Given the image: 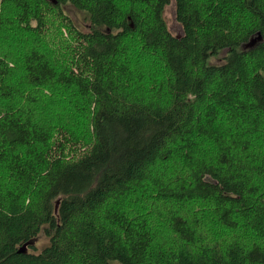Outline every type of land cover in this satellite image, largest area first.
Instances as JSON below:
<instances>
[{"label":"trees","instance_id":"trees-1","mask_svg":"<svg viewBox=\"0 0 264 264\" xmlns=\"http://www.w3.org/2000/svg\"><path fill=\"white\" fill-rule=\"evenodd\" d=\"M167 4L0 0V264H264V0Z\"/></svg>","mask_w":264,"mask_h":264},{"label":"rangeland","instance_id":"rangeland-1","mask_svg":"<svg viewBox=\"0 0 264 264\" xmlns=\"http://www.w3.org/2000/svg\"><path fill=\"white\" fill-rule=\"evenodd\" d=\"M163 15H164L165 21H166L170 31L173 32L174 34H179L181 31V28L175 19L173 0H169V4H167V6L165 7ZM259 38L260 37H259L258 33L253 34L250 37V39L248 40V42L243 44V47H247V46H250V45L256 43V41ZM112 264H120V263H118L117 261H113Z\"/></svg>","mask_w":264,"mask_h":264},{"label":"water","instance_id":"water-1","mask_svg":"<svg viewBox=\"0 0 264 264\" xmlns=\"http://www.w3.org/2000/svg\"><path fill=\"white\" fill-rule=\"evenodd\" d=\"M18 251H22V249H21V248H19V249H18Z\"/></svg>","mask_w":264,"mask_h":264}]
</instances>
